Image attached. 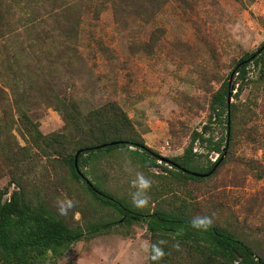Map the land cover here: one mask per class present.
Listing matches in <instances>:
<instances>
[{
	"label": "rangeland",
	"instance_id": "obj_1",
	"mask_svg": "<svg viewBox=\"0 0 264 264\" xmlns=\"http://www.w3.org/2000/svg\"><path fill=\"white\" fill-rule=\"evenodd\" d=\"M0 1V6H10L13 21L5 29L0 24V53L22 56L14 62L18 71L10 70L15 74L0 81L6 100L0 101V116L4 108L17 112L15 94L23 98L21 108L40 123L43 133L61 130L64 121L54 101L40 95L41 85L73 98L83 112L115 101L145 144L167 158L184 152L192 131L206 122L211 96L229 79L235 62L264 41V0H166L154 14L123 20L115 19L110 5L97 16L95 0H68L76 1L73 12L80 14L77 36H55L44 44L17 24L30 9L21 15L13 0ZM61 1H55L56 9ZM237 94L231 98L237 110L227 160L206 181L177 182L163 169L164 159L157 161L160 166L145 169L127 150L104 154L94 168L106 189L128 201L135 190L131 182L142 173L151 181L146 207L178 209L185 202L197 215L220 209L217 215L236 219L242 237L264 255V65L250 64L248 79ZM223 131V126L215 129L218 135ZM217 156L212 152L208 158ZM60 162L37 155L31 163V177L51 207L57 211V198L74 201L63 218L84 229L92 222L115 219L112 209L100 206L69 179ZM5 170L0 168V187L8 179ZM149 246L145 222L118 224L74 242L46 264H147Z\"/></svg>",
	"mask_w": 264,
	"mask_h": 264
},
{
	"label": "trees",
	"instance_id": "obj_2",
	"mask_svg": "<svg viewBox=\"0 0 264 264\" xmlns=\"http://www.w3.org/2000/svg\"><path fill=\"white\" fill-rule=\"evenodd\" d=\"M55 1L13 0L19 14L24 15L28 9L31 10L23 22L17 21V24L25 26L42 44L54 40L55 36L72 40L78 34L80 14L73 12L76 1L62 0L60 9L54 7ZM95 2L97 5L93 8L97 16L110 5L115 19L123 20L141 13L154 14L166 0ZM48 9L60 11L51 12ZM10 12V6H0L3 29L13 22L9 20L12 18ZM262 25L264 28V18ZM10 53L8 56L0 53V70L5 72L0 81L7 82L4 77L18 71L14 62L22 56L15 51ZM251 63L264 65V41L255 51L243 54L235 62L229 79L224 80L211 96L208 117L202 128L192 131L190 142L181 155L170 158L158 155L145 144L143 137L132 126L128 114L115 101L83 112L73 98L50 92L51 87L42 89L41 85L40 95L54 101L64 121L61 130L43 133L40 123L21 108L23 98H15L14 94L13 105L17 112L4 108L0 116V168L6 169L4 175L8 176L6 184L0 187V264H46V261H54L62 256L76 241L108 232L118 224L131 226L140 222H145L150 232L147 264H264V255L259 247L242 237V231L235 226L236 219L230 216L221 219L217 215L220 209H207L202 215H197L185 202L177 206L178 209L163 206L136 208L131 201L106 189L94 168L104 154L127 150L133 160L145 169L160 166L157 161L164 159L163 169L177 182L206 181L227 160V147L232 140L237 110L231 98L237 97V92L242 90ZM232 77L233 83L230 81ZM234 89H237L235 93ZM1 93L0 88V101L5 102ZM218 126L224 128L220 135L215 133ZM196 146L202 149L198 151ZM78 151L81 152L76 164ZM212 152L218 154L214 160L208 158ZM37 155L60 159L69 179L100 206L112 209L117 217L92 222L87 224L86 229L69 225L51 207L49 200L43 198L31 177L35 173L31 163ZM205 215L212 217L211 227L207 230L192 228L190 221L196 216ZM160 240L165 241L162 246L164 255L154 262L150 259L151 246Z\"/></svg>",
	"mask_w": 264,
	"mask_h": 264
},
{
	"label": "clouds",
	"instance_id": "obj_3",
	"mask_svg": "<svg viewBox=\"0 0 264 264\" xmlns=\"http://www.w3.org/2000/svg\"><path fill=\"white\" fill-rule=\"evenodd\" d=\"M132 187L135 189L131 194V203L136 208H144L149 204L150 197L148 196V191L151 187V181L146 178L142 173H136V179L131 182ZM74 207V201L70 199H60L56 200L57 212L60 216H66ZM213 223L212 217L210 216H196L191 221L190 224L192 228L197 230H207L211 227ZM165 241H157L156 244L151 246L150 259L154 262H158L164 255L163 245ZM176 247H179L178 245Z\"/></svg>",
	"mask_w": 264,
	"mask_h": 264
},
{
	"label": "water",
	"instance_id": "obj_4",
	"mask_svg": "<svg viewBox=\"0 0 264 264\" xmlns=\"http://www.w3.org/2000/svg\"><path fill=\"white\" fill-rule=\"evenodd\" d=\"M81 151H78L77 153H76V157H75V163L77 164V157H78V154L80 153Z\"/></svg>",
	"mask_w": 264,
	"mask_h": 264
}]
</instances>
